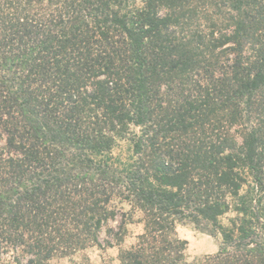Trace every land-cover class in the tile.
Wrapping results in <instances>:
<instances>
[{
	"label": "trees",
	"instance_id": "trees-1",
	"mask_svg": "<svg viewBox=\"0 0 264 264\" xmlns=\"http://www.w3.org/2000/svg\"><path fill=\"white\" fill-rule=\"evenodd\" d=\"M137 211L119 264H189L187 224L264 264V0H0V258Z\"/></svg>",
	"mask_w": 264,
	"mask_h": 264
},
{
	"label": "rangeland",
	"instance_id": "rangeland-1",
	"mask_svg": "<svg viewBox=\"0 0 264 264\" xmlns=\"http://www.w3.org/2000/svg\"><path fill=\"white\" fill-rule=\"evenodd\" d=\"M116 206L120 207L119 204H116ZM121 207L124 212L130 211V207L127 204H123ZM142 216L140 211L132 214L125 227L126 232L123 242L119 245H117L116 240H113L114 238L109 236L108 229L113 228L117 231L121 220L120 217L114 222L110 221L107 227L102 230L99 236L100 247L93 246L67 257L56 255L47 264H119L118 257L121 250L130 249L135 245L137 236L144 232V224L140 222ZM227 218L224 219L225 223H227ZM177 234L181 239L188 242L184 255L186 262L189 264L200 263L204 258L215 255L219 251L222 241L220 235H209V233L197 230L191 224L178 226ZM111 242L117 246L109 247L108 244H111ZM16 259L21 260L22 264H25L28 258L23 257L19 251H11L0 258V264H17L15 262Z\"/></svg>",
	"mask_w": 264,
	"mask_h": 264
}]
</instances>
